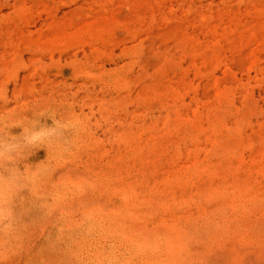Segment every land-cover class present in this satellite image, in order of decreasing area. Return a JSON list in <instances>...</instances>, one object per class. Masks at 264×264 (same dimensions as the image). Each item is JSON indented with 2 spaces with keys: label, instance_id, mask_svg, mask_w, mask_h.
<instances>
[{
  "label": "rangeland",
  "instance_id": "rangeland-1",
  "mask_svg": "<svg viewBox=\"0 0 264 264\" xmlns=\"http://www.w3.org/2000/svg\"><path fill=\"white\" fill-rule=\"evenodd\" d=\"M0 264H264V0H0Z\"/></svg>",
  "mask_w": 264,
  "mask_h": 264
}]
</instances>
